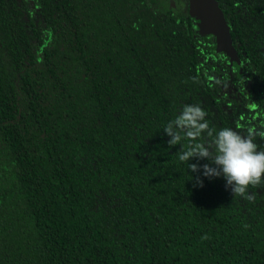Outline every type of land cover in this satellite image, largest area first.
I'll return each instance as SVG.
<instances>
[{
  "label": "trees",
  "instance_id": "trees-1",
  "mask_svg": "<svg viewBox=\"0 0 264 264\" xmlns=\"http://www.w3.org/2000/svg\"><path fill=\"white\" fill-rule=\"evenodd\" d=\"M215 3L232 59L189 0H0V264H264V185L163 130L264 127V0Z\"/></svg>",
  "mask_w": 264,
  "mask_h": 264
},
{
  "label": "clouds",
  "instance_id": "clouds-1",
  "mask_svg": "<svg viewBox=\"0 0 264 264\" xmlns=\"http://www.w3.org/2000/svg\"><path fill=\"white\" fill-rule=\"evenodd\" d=\"M207 115L199 103L184 105L163 129L170 137L169 146L188 141L178 152L180 162L186 163L193 173L202 168L206 177L223 176L234 198L253 201L255 195L248 193L249 187L264 185V149L256 143L257 137L264 139V127H249L246 134L229 127L214 132ZM192 159L208 163H189ZM197 183L203 186L198 178Z\"/></svg>",
  "mask_w": 264,
  "mask_h": 264
},
{
  "label": "water",
  "instance_id": "water-1",
  "mask_svg": "<svg viewBox=\"0 0 264 264\" xmlns=\"http://www.w3.org/2000/svg\"><path fill=\"white\" fill-rule=\"evenodd\" d=\"M190 11L197 20V25L201 30L211 33L216 38L219 50H224L232 59L234 49L231 45V38L228 27L223 20L221 12L215 0H189Z\"/></svg>",
  "mask_w": 264,
  "mask_h": 264
}]
</instances>
